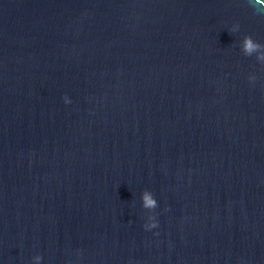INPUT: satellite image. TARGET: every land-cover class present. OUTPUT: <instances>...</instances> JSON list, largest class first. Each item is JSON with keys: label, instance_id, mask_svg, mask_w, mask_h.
Returning a JSON list of instances; mask_svg holds the SVG:
<instances>
[{"label": "clouds", "instance_id": "obj_1", "mask_svg": "<svg viewBox=\"0 0 264 264\" xmlns=\"http://www.w3.org/2000/svg\"><path fill=\"white\" fill-rule=\"evenodd\" d=\"M256 5H264V0H255V4L252 6L255 8ZM260 9H257L259 11ZM239 28L238 25L234 26L232 31L235 32ZM241 50L246 56H253L256 55V58L259 62L264 64V44H260L257 41L254 40L252 36H245L242 43H241ZM249 79L251 81H255L256 77L255 76H250ZM64 101L65 103H71V100L67 95L64 96ZM142 206L150 210L151 212H154V210L158 207V201L156 200L154 193L145 190L142 194ZM148 223L144 225L146 230H152L155 229L159 226L158 221L156 219L155 215H151L148 217ZM37 262H42L43 257L41 255H37L34 258Z\"/></svg>", "mask_w": 264, "mask_h": 264}]
</instances>
